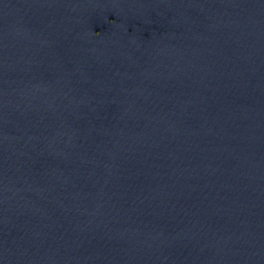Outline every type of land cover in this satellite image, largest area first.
Here are the masks:
<instances>
[{
	"label": "water",
	"instance_id": "obj_1",
	"mask_svg": "<svg viewBox=\"0 0 264 264\" xmlns=\"http://www.w3.org/2000/svg\"><path fill=\"white\" fill-rule=\"evenodd\" d=\"M0 264H264V0H0Z\"/></svg>",
	"mask_w": 264,
	"mask_h": 264
}]
</instances>
